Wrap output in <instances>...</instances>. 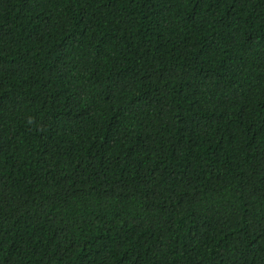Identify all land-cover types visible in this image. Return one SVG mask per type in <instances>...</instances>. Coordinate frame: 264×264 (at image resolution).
<instances>
[{
    "label": "trees",
    "instance_id": "trees-1",
    "mask_svg": "<svg viewBox=\"0 0 264 264\" xmlns=\"http://www.w3.org/2000/svg\"><path fill=\"white\" fill-rule=\"evenodd\" d=\"M0 264H264V0H0Z\"/></svg>",
    "mask_w": 264,
    "mask_h": 264
}]
</instances>
